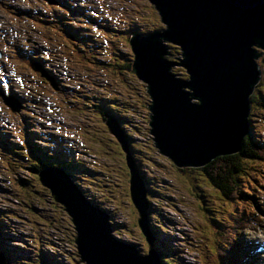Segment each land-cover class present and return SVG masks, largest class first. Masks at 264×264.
<instances>
[{
    "label": "rangeland",
    "instance_id": "rangeland-1",
    "mask_svg": "<svg viewBox=\"0 0 264 264\" xmlns=\"http://www.w3.org/2000/svg\"><path fill=\"white\" fill-rule=\"evenodd\" d=\"M155 28L162 25L146 0H0V93L12 95L16 109L0 100V264L80 260L68 216L25 168L41 147L47 161L67 162L70 181L107 210L112 235L145 254L123 152L104 124L106 113L117 118L108 107L117 103L125 128L116 123L136 149L128 155L149 186L148 226L159 227L155 244H167L172 264H229L216 248L231 241L220 235L233 215L244 216L247 228L234 261L246 252L243 264H264V179H253L257 208L229 204L200 171L212 160L176 168L153 146L144 84L121 61L132 60L130 34ZM263 54L256 61L264 73ZM254 93L260 99L250 104L248 134L264 142L261 72Z\"/></svg>",
    "mask_w": 264,
    "mask_h": 264
},
{
    "label": "water",
    "instance_id": "water-1",
    "mask_svg": "<svg viewBox=\"0 0 264 264\" xmlns=\"http://www.w3.org/2000/svg\"><path fill=\"white\" fill-rule=\"evenodd\" d=\"M146 1L164 28L130 37V71L149 99L147 126L154 148L176 168L237 153L249 131L250 96L260 81L256 60L264 53V0ZM169 45L178 48V57L171 56ZM173 68H181L186 78ZM0 97L16 111L14 100ZM105 125L125 156L129 200L147 245L145 255L112 235L107 213L94 207L61 169L40 171L39 182L70 218L79 264H160L148 226L147 191L122 130L113 118Z\"/></svg>",
    "mask_w": 264,
    "mask_h": 264
},
{
    "label": "trees",
    "instance_id": "trees-1",
    "mask_svg": "<svg viewBox=\"0 0 264 264\" xmlns=\"http://www.w3.org/2000/svg\"><path fill=\"white\" fill-rule=\"evenodd\" d=\"M155 28L154 30H156ZM147 31H151V29H148ZM170 54L173 58L178 57V48L170 46ZM264 55V54H263ZM264 58V57H263ZM122 62V66L125 67V70L130 71L131 69V61L130 62ZM259 70L261 72V75L263 73L262 67L259 65ZM173 73L179 76L180 78H186V75L184 74V71L180 68H173ZM260 98H258V95H256L254 92L250 96V102L252 101H259ZM92 106L97 108L100 113L105 112L103 111V108L100 105H93ZM110 107L113 112H111L113 115L117 116V118H120L121 116V106L120 103L114 104ZM110 109V110H111ZM106 113V112H105ZM107 117L112 116L108 113L105 114ZM115 119L117 123L125 128L122 124V119ZM105 119V118H104ZM249 120V119H248ZM124 131H122L123 133ZM130 137V134H125L124 138L128 140ZM126 144H128V141H126ZM136 150L135 148L128 146L127 149ZM42 152H39V155L37 157H33L36 162H30L28 165H26V170L29 172V175L31 178L35 179L38 178L37 174L40 172L42 168L49 167L51 165L60 166L63 167L67 173L70 172V169L68 167L67 162H57L52 163L51 161H47L46 157H43L42 154L45 152V150L41 147L40 148ZM54 157L53 154H49L48 156ZM33 160V161H34ZM264 166V142L260 139H254L251 134H248L244 137L241 147L238 150L237 153L233 155H226L221 157H216L213 159L208 165H206L204 168L200 169V171L203 172L205 178L211 184V186L217 190V192L220 194V196L226 201V203H232L235 205H242V203L246 202L250 205L252 208H257V205L255 203L254 197L256 196V190L257 189V183L253 182V179H264V171L262 167ZM70 177L72 175H75L74 172L68 173ZM139 177L142 181V183L148 186L145 182V178L139 174ZM78 186L77 188L80 190V192H84V197L88 199L94 207L99 208L102 212H106L107 210L104 208H101L99 206V203H93L91 201V196H86V189L83 188L81 185L76 184ZM146 188V187H145ZM149 188V186H148ZM147 190V189H146ZM82 192V193H83ZM148 193V191H147ZM101 204V202H100ZM217 221V220H216ZM152 226V225H151ZM150 226V227H151ZM246 221L244 219V216H235L233 215V222L231 227L227 229L228 231L221 233V237H223L225 240L231 241L224 245L222 247L220 245L217 246L216 250L218 255L226 260L227 262H230L232 264H235L234 262V256L238 250H241L243 248L242 238L241 236L243 234L242 231L247 230ZM149 227V228H150ZM157 231L159 233V227H157ZM152 235L155 237L156 241V232L152 226V229H150ZM223 232V231H222ZM155 244V250L157 252V256L159 259L160 264H172L174 263L170 259H168L169 256L172 255V252L170 248L167 246V244L163 247L156 246ZM2 252V250H0ZM5 251V250H3ZM7 252V251H6ZM77 256V255H76ZM73 258V257H72ZM75 262V260H73Z\"/></svg>",
    "mask_w": 264,
    "mask_h": 264
},
{
    "label": "bare ground",
    "instance_id": "bare-ground-1",
    "mask_svg": "<svg viewBox=\"0 0 264 264\" xmlns=\"http://www.w3.org/2000/svg\"><path fill=\"white\" fill-rule=\"evenodd\" d=\"M66 3V2H65ZM70 5V4H69ZM116 119V118H115ZM69 173V172H68ZM78 187V186H77ZM92 204V203H91ZM104 213H106V212H104ZM136 250L138 251V249L136 248ZM244 253V252H243ZM138 254H140L141 255V253L138 251ZM244 258H247V254L245 253V255H244ZM246 260V259H245ZM245 260L241 263V264H243V263H245Z\"/></svg>",
    "mask_w": 264,
    "mask_h": 264
}]
</instances>
